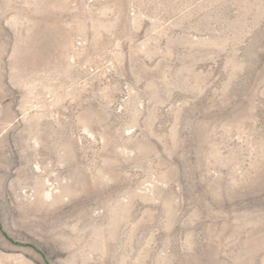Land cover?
Wrapping results in <instances>:
<instances>
[{
    "label": "rangeland",
    "instance_id": "obj_1",
    "mask_svg": "<svg viewBox=\"0 0 264 264\" xmlns=\"http://www.w3.org/2000/svg\"><path fill=\"white\" fill-rule=\"evenodd\" d=\"M0 264H264V0H0Z\"/></svg>",
    "mask_w": 264,
    "mask_h": 264
}]
</instances>
